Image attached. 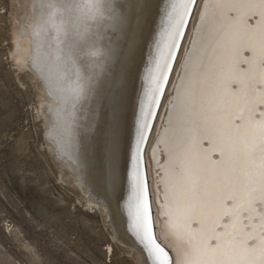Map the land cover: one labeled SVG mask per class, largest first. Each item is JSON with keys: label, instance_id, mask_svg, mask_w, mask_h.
Listing matches in <instances>:
<instances>
[{"label": "snow or ice", "instance_id": "1", "mask_svg": "<svg viewBox=\"0 0 264 264\" xmlns=\"http://www.w3.org/2000/svg\"><path fill=\"white\" fill-rule=\"evenodd\" d=\"M145 3L66 0L59 5L66 15L55 28L67 43L38 68L51 91L64 92V69L69 63L75 68L73 57L86 48L89 57L99 54L91 50L93 37L85 41L74 31V13L107 11L117 20L106 57L108 68L115 60V71L105 77L107 86L95 87L102 65L82 61L84 72L76 69L71 89L73 103L96 92V102L108 109L114 171L112 191L106 186L104 196L110 203L119 184L123 83ZM162 3L138 104L131 177L117 206L144 264H264V0ZM158 123L162 135L152 141ZM153 166L154 193L148 178Z\"/></svg>", "mask_w": 264, "mask_h": 264}, {"label": "rangeland", "instance_id": "2", "mask_svg": "<svg viewBox=\"0 0 264 264\" xmlns=\"http://www.w3.org/2000/svg\"><path fill=\"white\" fill-rule=\"evenodd\" d=\"M28 4L0 0V264H141L51 150L49 99L19 57Z\"/></svg>", "mask_w": 264, "mask_h": 264}, {"label": "bare ground", "instance_id": "3", "mask_svg": "<svg viewBox=\"0 0 264 264\" xmlns=\"http://www.w3.org/2000/svg\"><path fill=\"white\" fill-rule=\"evenodd\" d=\"M64 2L66 0H29L27 12L23 11L25 24L22 26V30L25 31L26 37L23 36L24 51L19 57L22 58L21 60L25 59L31 62L33 70L40 79L49 99L43 108L45 135L50 140L51 150L57 154L59 163L63 166L62 169L65 171L63 177L78 184L92 202L99 201L102 203L117 239L130 247L141 264H144V257L140 251L141 246L127 230L126 217L116 202L121 195H127V178L129 175L131 177L135 156V123L138 104L145 86L144 75L149 64L152 44L160 30L164 4L162 0H146L143 23L139 30V43L127 66L121 98L120 146L115 162L119 184L110 203L109 199L104 196L106 186L110 192L112 191L114 171L108 134V109L103 102H96V92L86 101L80 100L73 103L71 89L75 86L73 73L76 69H79L81 73L84 72L82 61L99 62L102 65L98 69L101 76L95 87L97 90H103L107 86L104 83L105 77H111L112 72L115 71L116 62L113 60L112 67L108 68L106 57L110 56L109 48L114 47L113 42L115 33L118 31V22L107 11H103L102 15L98 13L95 16L87 13L86 9L84 12L74 13V19L79 17V19H75L76 28L74 31L82 33L85 41L88 40V37H93L95 44L91 50L99 54L89 57L86 54L88 51L86 48L85 54H82L79 59L74 56L75 68L69 63L64 69L65 79L61 88L65 91L53 92L41 77L38 68L43 66L45 57L48 60L54 59V50L57 47L63 48L64 44L67 43L55 28V25L62 23V18L66 15L65 10L59 7ZM76 2L103 4L104 0H76ZM118 2L119 0H113L114 5ZM121 2L127 3L128 0H121ZM50 4H55L57 7L50 8ZM25 5L27 6V2ZM58 41H60L59 44ZM172 91L173 89L170 88L169 92ZM164 120L165 113L162 112L160 123H163ZM160 135H162V129L158 123L152 141L157 140ZM150 155L151 148L146 153V158ZM149 181L150 191L154 193L155 184L158 183L154 166L149 168ZM153 206L155 207V205Z\"/></svg>", "mask_w": 264, "mask_h": 264}, {"label": "water", "instance_id": "4", "mask_svg": "<svg viewBox=\"0 0 264 264\" xmlns=\"http://www.w3.org/2000/svg\"><path fill=\"white\" fill-rule=\"evenodd\" d=\"M130 163H131V161H130ZM148 178H149V176H148ZM128 180H127V186H128V183H129V180H130V175H129V178H127Z\"/></svg>", "mask_w": 264, "mask_h": 264}]
</instances>
